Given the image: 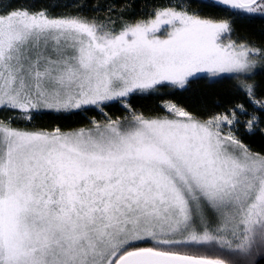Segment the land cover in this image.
Returning <instances> with one entry per match:
<instances>
[{
  "label": "snow or ice",
  "instance_id": "snow-or-ice-1",
  "mask_svg": "<svg viewBox=\"0 0 264 264\" xmlns=\"http://www.w3.org/2000/svg\"><path fill=\"white\" fill-rule=\"evenodd\" d=\"M0 264H264V0H0Z\"/></svg>",
  "mask_w": 264,
  "mask_h": 264
},
{
  "label": "trees",
  "instance_id": "trees-1",
  "mask_svg": "<svg viewBox=\"0 0 264 264\" xmlns=\"http://www.w3.org/2000/svg\"><path fill=\"white\" fill-rule=\"evenodd\" d=\"M54 2H60V3H63V2H66V0H54ZM215 100H216L215 97H210L209 100H208V103L211 104V103H213ZM253 139H255V140L258 141V138H253Z\"/></svg>",
  "mask_w": 264,
  "mask_h": 264
}]
</instances>
